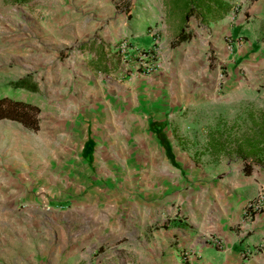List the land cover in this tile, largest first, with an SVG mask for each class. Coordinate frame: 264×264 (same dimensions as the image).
Returning <instances> with one entry per match:
<instances>
[{
	"label": "rangeland",
	"instance_id": "obj_1",
	"mask_svg": "<svg viewBox=\"0 0 264 264\" xmlns=\"http://www.w3.org/2000/svg\"><path fill=\"white\" fill-rule=\"evenodd\" d=\"M232 1L236 13L259 5V0ZM127 9L126 0H0V97L39 108L36 130L0 119V264H147L148 259L151 264H177L168 258L172 246L165 245L163 236H156L154 246L141 245L151 235L150 226L157 233L165 224L162 216L137 225L136 216L120 205L118 193L135 186L134 178L148 192L154 174L173 179L178 169H170L169 175L167 169L129 161L103 164L95 174V146L127 149L136 145L122 143L130 137L145 146L152 142L146 127L120 131L116 138L103 125L99 143L91 138L84 142V122L99 124L106 101L114 108L113 101L126 98L133 101L132 112L169 117L155 121L158 136L183 149L193 148L196 139L189 136L187 121L194 104L186 100L198 98V152H193L194 164L186 161L179 169L191 178L192 188L198 187V168L211 169L210 161L215 174L226 162L264 173V80L254 75L243 83L247 87L222 96L227 70L219 65L222 46L230 53L255 40L258 17L252 15L241 39L194 17L184 26L183 12L173 0H135ZM183 27L189 38L178 44L175 37ZM124 36L139 48L154 50L161 64L150 76L155 83H105L100 63L88 62L86 52L103 56ZM25 75L37 92L7 86ZM168 92L169 106L163 111ZM89 108L102 110L89 114ZM164 128L168 136L160 130ZM101 194L105 198L99 202ZM178 256L181 264H194L198 251L186 244Z\"/></svg>",
	"mask_w": 264,
	"mask_h": 264
},
{
	"label": "crops",
	"instance_id": "obj_2",
	"mask_svg": "<svg viewBox=\"0 0 264 264\" xmlns=\"http://www.w3.org/2000/svg\"><path fill=\"white\" fill-rule=\"evenodd\" d=\"M252 8L253 6L251 10H244L242 13L230 12L209 24L202 23V25L216 26L227 36H240L242 39L243 35L240 31L248 29L252 15L258 17L260 32L255 37L256 45L255 40L249 41L248 45L240 43V46H235L230 53L222 46L225 51H223L224 57L219 60V65H226L227 70V75L224 77L226 83H223L227 91L222 96L229 94L230 90L233 91L234 88L247 87L243 83L249 81L254 75L259 80H264V0H259V5H254V11ZM86 53L88 62L94 63L97 60L100 63L101 70H98V73L104 79V81L100 79L102 82L155 83L154 79L152 80L150 77L155 72L150 75L131 73L132 64L129 65L128 72H124L123 57L117 48L111 49L108 53L105 51L103 56L101 52L89 51ZM90 67L96 71L93 65ZM215 76L219 79L222 74L217 71ZM159 83L162 82L159 81ZM166 96L167 105L163 107V111H166L170 102L169 92ZM162 97L165 98V95ZM227 99L235 100L229 95ZM237 99H241V97ZM125 100L126 98H118V104L113 101L116 104L114 108L111 107L109 101H106L107 112L106 115L104 114L103 120L101 119L99 124L93 122L92 119L88 122L85 121L82 136L84 142L88 138L98 140L100 126L103 125L107 132L116 138L121 134L120 131L139 130L140 127H146L147 133L152 137L151 144H146V146L139 144L133 137L127 140L122 139V143L134 142L136 145L131 146V144L129 148L121 150L119 148L102 150L101 147L95 146L91 151V156L94 160L92 165H94L96 175H99L97 172L99 167H102L103 164L107 166L113 162H121L125 165L129 161L137 164L143 162L144 165L147 163L148 167L152 169L162 168L163 172L164 169H167L169 175L171 174L170 169H178L179 173H175L173 179L168 177L165 180L164 177L160 178L157 173L154 176L151 175L152 181L147 184L148 192L141 191L138 187L141 181L134 178L135 186H131V189L124 188L118 193L121 199L120 205L123 209L130 211V217L136 216L137 225L140 223L152 224L155 217L159 216H162V220L165 221L157 233L153 231L154 226H150L151 235L147 239H143L141 245L154 246L156 240L158 242L156 236H163L162 241L165 242V245L172 246V255L168 258L177 264H181L178 253L186 244L195 252L198 251V257L194 260V264H264V210L254 215L252 219L244 217L245 205L248 200L255 197L259 186L264 182V173L260 171L250 173L232 162H226L223 171L215 174L216 171L210 161L211 169L205 168V166L198 168V187H190L188 180L191 178L184 172L182 174L179 169L184 168L186 161L194 164L193 152H198V98L186 100V103L194 104L189 107L190 110L187 114V121L191 126L188 129V134L196 138L195 141H192L194 146L193 148L180 149L177 147L174 149L171 139L167 137L171 148L170 155L161 144L160 136H158L159 129L155 128L154 124L156 120L168 121L169 117L156 118L154 112H147V114L132 112L133 107L130 104H133V101L129 103ZM97 109L102 110L101 108H89L88 113L91 114ZM165 129L160 130L168 136ZM198 164L200 163L198 162ZM104 198L105 194H101L97 201L101 202ZM129 211L125 212L126 216ZM213 238L221 241L219 246L213 244ZM151 250L153 253V247ZM148 260L147 264H151L152 262L149 263Z\"/></svg>",
	"mask_w": 264,
	"mask_h": 264
},
{
	"label": "trees",
	"instance_id": "obj_3",
	"mask_svg": "<svg viewBox=\"0 0 264 264\" xmlns=\"http://www.w3.org/2000/svg\"><path fill=\"white\" fill-rule=\"evenodd\" d=\"M183 12V25L185 26L190 17H194L199 23L213 22L224 15L238 10L237 4L232 0H173ZM135 4V0H126L127 11L130 12ZM181 28L175 37L176 43L188 40L189 35ZM102 54V52H101ZM7 86L13 89H21L30 92H37L36 83L32 82L29 75L20 77L14 81H9ZM39 108L32 102L9 96L0 97V119H9L20 123L24 127L32 130L38 128L37 114ZM161 144L166 152L170 155V146L160 137ZM255 148V146L252 145Z\"/></svg>",
	"mask_w": 264,
	"mask_h": 264
},
{
	"label": "built area",
	"instance_id": "obj_4",
	"mask_svg": "<svg viewBox=\"0 0 264 264\" xmlns=\"http://www.w3.org/2000/svg\"><path fill=\"white\" fill-rule=\"evenodd\" d=\"M123 57L124 72H128L129 65L131 73L150 75L157 71L161 64L155 59L154 50L151 48L142 49L136 44H132L127 36L121 38L119 45L116 47ZM130 72V71H129ZM264 210V182L252 199L248 200L244 208V217L252 219L254 215ZM219 239L213 238V244L220 245Z\"/></svg>",
	"mask_w": 264,
	"mask_h": 264
}]
</instances>
